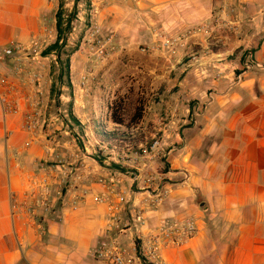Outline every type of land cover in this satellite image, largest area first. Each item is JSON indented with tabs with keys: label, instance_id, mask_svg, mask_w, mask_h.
<instances>
[{
	"label": "crops",
	"instance_id": "0c3cea01",
	"mask_svg": "<svg viewBox=\"0 0 264 264\" xmlns=\"http://www.w3.org/2000/svg\"><path fill=\"white\" fill-rule=\"evenodd\" d=\"M58 6V0H0V47L57 38ZM132 9L134 20L123 18L118 26L139 43L155 39L153 27L183 34L217 11L241 26L238 33H197L183 49L192 58L164 60L165 90L153 94L148 107L150 128L162 136L147 151L95 156L103 125L96 113L106 111L107 99L91 84L79 87L80 76L94 67L87 54L72 56L73 94L52 95L49 76L36 109L29 90L17 114H6L0 103V264H102L94 250L111 236L130 247L135 238L146 241L162 221L187 218L197 233L162 250L170 264H264V0H133ZM249 49L262 65L255 73L243 68L241 55ZM175 67L184 75L173 78ZM91 99L99 100V111L84 109ZM29 112L36 113L35 129L27 124ZM75 119L79 125L73 126ZM101 178H113L125 192L117 213L125 232L108 230L113 216L95 202ZM41 182L52 190L51 211L36 222L14 213V202ZM82 190L88 194L74 206ZM137 213L144 225L135 222Z\"/></svg>",
	"mask_w": 264,
	"mask_h": 264
},
{
	"label": "rangeland",
	"instance_id": "374dc122",
	"mask_svg": "<svg viewBox=\"0 0 264 264\" xmlns=\"http://www.w3.org/2000/svg\"><path fill=\"white\" fill-rule=\"evenodd\" d=\"M58 1V11L62 15L63 34L58 43L60 48L50 50L47 58V61L49 60V76L52 78L50 86L51 94L60 96L63 93L73 94L75 92L70 80L69 65L74 53L80 52L84 55H89L87 52L89 34L92 26L97 24L100 27V32L96 36L97 41L92 44L97 45L98 41H105L110 36H114L112 44L115 49L104 61H99L91 56V63L94 67L87 69L83 74L90 76L89 84H91V90L95 92L97 97L107 99V103L105 102L101 107L103 110L107 109L105 112L103 110H101L103 112H100L98 107L101 106L99 100L95 103L93 99L88 102L89 105L86 104L84 106V109L96 108L99 111L96 113L97 118L100 116L103 119V125L99 127V130L104 138H98L99 141L100 139H105L122 148L130 146L135 150H139L141 144L150 145L153 136L154 138L162 136L161 131L150 128L154 123L152 116L149 114L148 107L152 101H156V95L153 94L157 93L159 95L165 90L164 83H160L163 82V75L165 74V70L168 69L164 67V60L173 59L174 62L175 59H179L180 57H183V60L192 58V55H186V53L184 57L183 49L187 44L191 43V40L197 36V33L207 32L210 36L217 31L238 33L241 26L240 22L237 23L227 15L223 17L221 24H218L216 21L213 22V16L219 14L217 11L216 14L211 15L196 28H190L183 34H169L164 29L153 27L151 31L155 39L152 42L145 39L143 43H139L135 42V40H129V34H121L120 27L118 26L124 19L128 21L134 20L132 17L133 0L129 2L127 0ZM205 24H209L210 27L204 28ZM56 41L57 38L49 40L47 42V49L55 44ZM164 41L168 42L169 45L164 47ZM51 53L54 54L51 55ZM241 56L244 57V61L242 62L243 68L252 69L253 73L258 72L257 70L253 71V69L262 68L260 62L254 58V50L249 49ZM103 62H105L104 65L102 64ZM178 65H181V63H178ZM100 66H104V69L95 73L94 69ZM243 70L240 69L237 75L240 76ZM61 72L64 73L62 78ZM180 75L184 74H181V71L175 67L172 77L176 78L180 77ZM178 88V86L173 87V90H178ZM116 104H121L123 107L125 124L128 127L107 119V116L112 112L111 107L116 106ZM55 105H58V103H55ZM68 105L71 107L72 104L65 103V106ZM135 113H141L142 118L138 123H130L129 125ZM162 117L164 118V116ZM104 120L106 121L104 122ZM73 121V126L79 125L76 119ZM78 130L83 135L80 127ZM114 130L120 132L128 131L133 137V141H123L120 143V140L113 139V137H110V134ZM95 133L97 132L95 131ZM95 146L97 148H95L96 152L94 154L97 159L104 160L109 156L111 157L112 153L110 149L104 151L103 148L100 149L97 145ZM110 164L125 171L131 169L130 165H122L123 163L117 161H110Z\"/></svg>",
	"mask_w": 264,
	"mask_h": 264
},
{
	"label": "built area",
	"instance_id": "2783aa9c",
	"mask_svg": "<svg viewBox=\"0 0 264 264\" xmlns=\"http://www.w3.org/2000/svg\"><path fill=\"white\" fill-rule=\"evenodd\" d=\"M225 11L226 8L224 6L222 12L224 13ZM223 13L213 16V22L216 21L221 24L226 12ZM209 27V24L204 25V28ZM99 32L100 27L94 24L89 34L87 52L90 57L104 61L115 49L112 44L114 36H110L105 41H98L97 45H93L92 43L97 41L96 36ZM167 45L169 43L164 41L163 46ZM47 47L46 38L33 39L28 44L14 42L0 47V103L6 114H17L20 111L19 101L21 98H26L24 92L27 90L31 92L30 102L33 109L43 103L44 87L49 82L47 57L43 56ZM53 54L51 53V55ZM89 81L90 76L83 74L79 81L80 89L85 90ZM35 114L33 112L26 114L27 124L32 129L37 127ZM159 143L160 138H154L150 145L155 147L159 146ZM101 145L104 151L108 149L112 152L118 151L120 153L124 149L135 151L130 146L122 148L113 143H101ZM150 145L141 144L139 150L147 151ZM99 181L103 186V190L95 195L94 199L97 204L105 205L108 212L113 216V222L109 224L108 230L116 228L119 233L125 232L127 225H121V219L117 215L120 205L126 202L125 192L117 190L113 186V178L109 180L101 178ZM87 194V190H82L75 195L73 205L77 206ZM161 199L162 197H159L158 202ZM52 204V190L47 184L41 182L28 192L23 200L15 201L13 208L14 213H21L29 220L36 222L51 211ZM135 222L144 225L146 220L142 214L137 213ZM196 233L197 227L193 218L174 222L162 221L161 225L150 233L146 241L135 238L130 247H125L118 236H111L94 250V257L102 264H170L164 258L162 250L166 247L182 246Z\"/></svg>",
	"mask_w": 264,
	"mask_h": 264
},
{
	"label": "trees",
	"instance_id": "16d2710c",
	"mask_svg": "<svg viewBox=\"0 0 264 264\" xmlns=\"http://www.w3.org/2000/svg\"><path fill=\"white\" fill-rule=\"evenodd\" d=\"M62 24H63L62 15H61V12L58 11V13H57V29H58L57 41L50 48H48L45 53H49L50 50L60 48V45L58 43H59L61 36L63 34ZM63 76H64V73L61 72V78ZM111 110H112V112L109 114V116H107V119L116 123V124L126 125L125 124L126 121H125V117H124V113H123V107L121 106V104H116V106L111 107ZM141 118H142L141 113L133 114V116L129 122V125H130V123L131 124L138 123ZM110 137H113V139H116V140H120L121 141L120 143H122L123 141L124 142H126V141L132 142L133 141V137L128 133V131L127 132H120V131L114 130V131H111ZM100 143H108V140L100 139Z\"/></svg>",
	"mask_w": 264,
	"mask_h": 264
}]
</instances>
